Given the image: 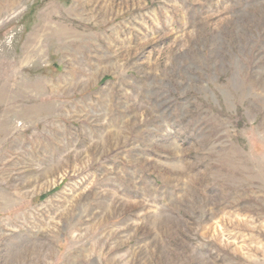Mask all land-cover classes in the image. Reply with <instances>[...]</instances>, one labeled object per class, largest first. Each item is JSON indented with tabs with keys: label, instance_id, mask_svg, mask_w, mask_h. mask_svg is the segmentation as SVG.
<instances>
[{
	"label": "rangeland",
	"instance_id": "obj_1",
	"mask_svg": "<svg viewBox=\"0 0 264 264\" xmlns=\"http://www.w3.org/2000/svg\"><path fill=\"white\" fill-rule=\"evenodd\" d=\"M0 264H264V0H0Z\"/></svg>",
	"mask_w": 264,
	"mask_h": 264
}]
</instances>
